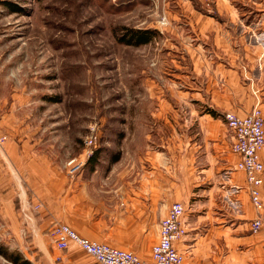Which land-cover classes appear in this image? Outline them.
I'll return each instance as SVG.
<instances>
[{"label":"crops","instance_id":"obj_1","mask_svg":"<svg viewBox=\"0 0 264 264\" xmlns=\"http://www.w3.org/2000/svg\"><path fill=\"white\" fill-rule=\"evenodd\" d=\"M175 3L179 10H165L163 31L177 71L169 78L184 90L148 95L163 105H152L147 132L178 139L126 141L115 157L94 158L73 179L39 142L0 143V230L32 264H99L76 244L59 250L56 224L150 262L161 222L192 196L196 204H184L182 218L187 233L176 244L183 264H264V238L251 231L257 212L225 121L227 113L245 117L255 108L264 118V0Z\"/></svg>","mask_w":264,"mask_h":264},{"label":"rangeland","instance_id":"obj_2","mask_svg":"<svg viewBox=\"0 0 264 264\" xmlns=\"http://www.w3.org/2000/svg\"><path fill=\"white\" fill-rule=\"evenodd\" d=\"M173 2L0 0V143L9 137L39 142L73 179L68 164L84 157L89 137H98V161L115 157L126 141L178 139L147 132L152 105H163L148 95L184 90L169 78L177 71L161 25L166 9L179 10ZM131 29L158 35L150 44L128 46L119 39ZM178 103L168 102L180 113ZM204 190L207 205L209 183ZM184 204L195 206V196ZM5 241L0 230V245L10 249ZM0 264L12 263L0 256Z\"/></svg>","mask_w":264,"mask_h":264},{"label":"built area","instance_id":"obj_3","mask_svg":"<svg viewBox=\"0 0 264 264\" xmlns=\"http://www.w3.org/2000/svg\"><path fill=\"white\" fill-rule=\"evenodd\" d=\"M162 26L167 25L164 17ZM225 121L233 135L232 151L241 157L237 169L246 174L251 202L257 212L251 223V231L264 238V202L262 200L264 164L261 153L264 150V118L259 108L253 109L245 117L233 113L225 115ZM97 135L85 141L84 157L74 159L68 164V174L76 177L94 157L98 148ZM38 209V207H36ZM186 207L176 202L160 225V238L152 248V260L142 261L135 253L119 249L81 237L75 230L64 224H56L52 237L59 250H66L71 244L78 245L99 264H183L185 257L176 244L185 237L187 231L182 223Z\"/></svg>","mask_w":264,"mask_h":264},{"label":"trees","instance_id":"obj_4","mask_svg":"<svg viewBox=\"0 0 264 264\" xmlns=\"http://www.w3.org/2000/svg\"><path fill=\"white\" fill-rule=\"evenodd\" d=\"M158 35V33L153 30H127L126 35L119 39L120 42H123L124 44L128 46H134L139 47L142 45H147L153 42L155 37ZM95 157H93L90 161H92ZM89 161V163H90ZM0 256H2L4 259H6L8 262L12 264H32L28 260H26L23 255L14 250H10L9 248L5 246L0 245Z\"/></svg>","mask_w":264,"mask_h":264}]
</instances>
